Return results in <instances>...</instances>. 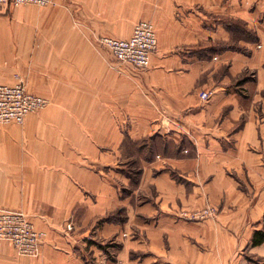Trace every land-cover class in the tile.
Masks as SVG:
<instances>
[{
    "label": "crops",
    "instance_id": "0c3cea01",
    "mask_svg": "<svg viewBox=\"0 0 264 264\" xmlns=\"http://www.w3.org/2000/svg\"><path fill=\"white\" fill-rule=\"evenodd\" d=\"M43 15L0 6V83L50 100L0 124V211L47 233L31 257L0 239V264H264V0H71L57 32ZM143 19L140 72L99 40Z\"/></svg>",
    "mask_w": 264,
    "mask_h": 264
},
{
    "label": "built area",
    "instance_id": "2783aa9c",
    "mask_svg": "<svg viewBox=\"0 0 264 264\" xmlns=\"http://www.w3.org/2000/svg\"><path fill=\"white\" fill-rule=\"evenodd\" d=\"M54 0H0V6L21 4L49 5ZM122 64H132L144 69L150 66L151 54L158 47V36L151 20H141L135 24L130 37L105 36L102 38ZM212 92L203 90L201 98L207 100ZM49 104L46 96L28 90L22 82L0 83V123H22L28 114L40 110ZM215 213L213 207L200 211L199 216ZM70 225V229H71ZM45 230L36 227L31 217L15 209L0 211V238L12 242L21 254L34 255L44 244Z\"/></svg>",
    "mask_w": 264,
    "mask_h": 264
},
{
    "label": "rangeland",
    "instance_id": "374dc122",
    "mask_svg": "<svg viewBox=\"0 0 264 264\" xmlns=\"http://www.w3.org/2000/svg\"><path fill=\"white\" fill-rule=\"evenodd\" d=\"M22 5H34L36 8H38V9H42L43 10V12H44V14H45V20H44V23H43V25H42V30H44V32H57L59 29H61V28H65L66 30H67V24H66V22H65V25H63V26H61V22H59V18L61 17V15H62V13H68V14H70V11H71V0H64L62 3L60 2L59 4H57L56 3V1L54 0L51 4H49V5H45V6H40V5H36V4H21V5H18V6H14L13 5V7H19V6H22ZM63 10L65 11V12H63ZM60 12V14H58ZM59 15V17H57ZM60 19H62V17L60 18ZM143 20H151L153 23H154V21L152 20V19H143ZM141 21V20H140ZM139 22V21H138ZM137 22V23H138ZM136 23V24H137ZM154 25H155V23H154ZM69 31H71V24H70V21H69ZM155 28L157 29V27H156V25H155ZM134 29V28H133ZM156 32H157V30H156ZM250 32H254L253 30H248L247 29V27H245V29L243 28V29H240V39H244V38H252L253 37V34L252 33H250ZM157 36H158V32H157ZM103 37H105V36H102V37H100V44H102L103 46H105V47H107V48H109V46H107L104 42H102V38ZM112 37H114V36H112ZM130 37V36H129ZM158 47H159V38H158ZM158 47H157V49H158ZM157 49L151 54V60H150V66H151V64H152V56H153V54L157 51ZM109 50L111 51V53L113 54V52H112V50L109 48ZM113 56H114V54H113ZM114 60H116L119 64H122V63H120L117 59H116V57L114 56ZM150 66L149 67H147V68H144V69H140V68H136L134 65H132V64H124V65H122V67H125V68H127V67H129V68H134L135 70H139L140 72H144L145 70H147L148 68H150ZM116 69H119V68H116ZM20 82H22L25 86H26V84L23 82V81H20ZM26 88L28 89V90H30L27 86H26ZM50 105V100H49V104L47 105V106H49ZM46 106V107H47ZM45 108V107H44ZM36 111H38V110H36ZM36 111H33V112H36ZM32 113V112H31ZM30 114V113H29ZM28 114V115H29ZM26 120V119H25ZM24 120V121H25ZM23 123V122H22ZM1 124V123H0ZM7 124H11V123H7ZM130 151H132V149H130ZM132 167H134L135 168V166H132ZM35 223V222H34ZM36 225V224H35ZM37 227V226H36ZM1 240H5L6 242H8V243H10L11 245H12V247L14 248V246H13V244H12V242L11 241H9V240H7V239H2V238H0ZM15 249V248H14ZM16 250V249H15ZM17 251V250H16ZM21 254V253H20ZM24 256H29V257H31L32 255H27V254H23ZM252 257V256H251ZM260 260H262L261 258H260Z\"/></svg>",
    "mask_w": 264,
    "mask_h": 264
},
{
    "label": "trees",
    "instance_id": "16d2710c",
    "mask_svg": "<svg viewBox=\"0 0 264 264\" xmlns=\"http://www.w3.org/2000/svg\"><path fill=\"white\" fill-rule=\"evenodd\" d=\"M238 26L240 27V29H245V27L242 25V23H238ZM264 241V229L261 230H256L254 235H253V244L257 245L260 244Z\"/></svg>",
    "mask_w": 264,
    "mask_h": 264
}]
</instances>
